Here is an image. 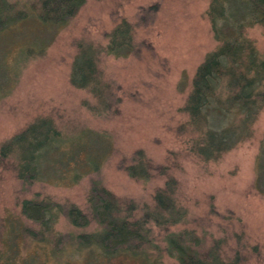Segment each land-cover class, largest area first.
Masks as SVG:
<instances>
[{
  "label": "rangeland",
  "instance_id": "374dc122",
  "mask_svg": "<svg viewBox=\"0 0 264 264\" xmlns=\"http://www.w3.org/2000/svg\"><path fill=\"white\" fill-rule=\"evenodd\" d=\"M4 1L21 19L0 32V264H179L166 251L156 193L171 202L163 216L177 221L168 232H185L186 246L200 256L213 251L225 264H264V196L253 187L264 105L246 130L250 137L211 160L200 154L201 136L183 112L197 69L222 43L207 15L210 0H83L63 25L40 21L36 0ZM123 23L132 50L115 57L106 48ZM241 37L264 56L263 27H244ZM79 43L94 55L101 99L70 82ZM41 119L52 122L62 145L23 183L12 166L18 156L2 157V146ZM138 152L148 179L126 172L141 162ZM92 184L117 199L120 218L133 204L129 220L140 218L152 245L111 256L80 249L79 234L102 231L91 218ZM33 199L59 206L41 241L23 231H42L21 211ZM58 208H75L89 224L74 226Z\"/></svg>",
  "mask_w": 264,
  "mask_h": 264
},
{
  "label": "trees",
  "instance_id": "16d2710c",
  "mask_svg": "<svg viewBox=\"0 0 264 264\" xmlns=\"http://www.w3.org/2000/svg\"><path fill=\"white\" fill-rule=\"evenodd\" d=\"M82 4L83 0H36L34 10L43 23L63 25L77 13ZM207 15L214 35L222 43L205 57L197 69L183 112L190 117L189 126L201 136L203 147L200 154L211 160L233 148L245 137H250L251 134L246 130H249V125L264 105V56L260 57L253 44L241 37L243 28L249 25H260L264 30V0H210ZM17 19H21V16L14 13L11 7H6L4 0H0V32L13 25ZM129 35V25L123 23L117 27L111 36L115 41L111 39L106 53L115 57L125 55L126 52L129 54L132 50ZM77 48L79 54L75 59L70 82L77 88L88 87L90 92L101 99L104 96L101 92L103 82L94 63V55L83 44L79 43ZM54 129L50 120L41 119L2 146V157L12 153L18 156V163L12 166L17 178L23 183L34 181L44 159L49 160V154L58 153L62 142L60 134ZM78 141L77 138L72 140L75 150L79 148ZM137 156L141 162L129 166L126 172L131 178L148 179L149 167L145 169L143 166L141 152ZM253 187L264 196V145L256 157ZM88 202L92 221L99 224L102 231L79 234L75 241L81 246L80 249L97 248L111 256L123 247L137 254L138 248L152 245L148 243L146 230L139 224L140 218L129 220L131 217L128 213L132 211L133 204L126 203V215L120 218L117 199L102 186L94 184ZM154 202L156 214L161 218L158 222L164 225L163 230L166 232V251L179 264H225L213 251L200 256L196 250L187 247L185 232H168V228L177 221L175 216L172 220L163 216L171 210V202L165 193H156ZM57 207L50 200L23 201L22 214L42 230L39 234H32L31 230L23 227V231L31 236H39L38 241H41L45 230L50 234V225L56 218ZM58 209L57 212H65L76 227L89 224L88 218L75 208L69 212L64 211V208ZM150 216L152 214H148L147 219Z\"/></svg>",
  "mask_w": 264,
  "mask_h": 264
}]
</instances>
